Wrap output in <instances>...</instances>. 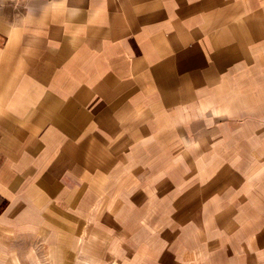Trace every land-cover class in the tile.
<instances>
[{"label": "crops", "instance_id": "obj_1", "mask_svg": "<svg viewBox=\"0 0 264 264\" xmlns=\"http://www.w3.org/2000/svg\"><path fill=\"white\" fill-rule=\"evenodd\" d=\"M221 197L264 219V0H0V264H195Z\"/></svg>", "mask_w": 264, "mask_h": 264}, {"label": "rangeland", "instance_id": "obj_2", "mask_svg": "<svg viewBox=\"0 0 264 264\" xmlns=\"http://www.w3.org/2000/svg\"><path fill=\"white\" fill-rule=\"evenodd\" d=\"M219 200L197 204L190 219L174 224L169 236L181 247H196L190 255L195 264H236L238 251L247 244H264V219L256 218V205Z\"/></svg>", "mask_w": 264, "mask_h": 264}]
</instances>
